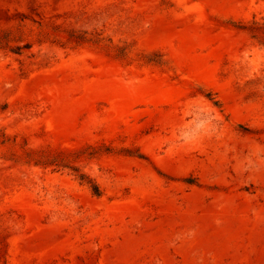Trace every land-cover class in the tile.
<instances>
[{"label":"rangeland","instance_id":"374dc122","mask_svg":"<svg viewBox=\"0 0 264 264\" xmlns=\"http://www.w3.org/2000/svg\"><path fill=\"white\" fill-rule=\"evenodd\" d=\"M0 264H264V0H0Z\"/></svg>","mask_w":264,"mask_h":264},{"label":"trees","instance_id":"16d2710c","mask_svg":"<svg viewBox=\"0 0 264 264\" xmlns=\"http://www.w3.org/2000/svg\"><path fill=\"white\" fill-rule=\"evenodd\" d=\"M82 181H84L86 179V176L82 175L81 178H80ZM89 183H91V181H89ZM93 190L95 192V194L99 195L100 194V191H99V188L97 185H94L93 186Z\"/></svg>","mask_w":264,"mask_h":264}]
</instances>
